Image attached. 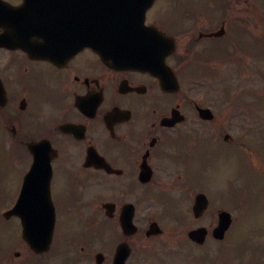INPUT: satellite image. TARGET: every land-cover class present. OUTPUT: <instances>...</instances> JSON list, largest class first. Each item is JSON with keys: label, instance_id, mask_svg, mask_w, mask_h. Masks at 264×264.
Wrapping results in <instances>:
<instances>
[{"label": "flooded vegetation", "instance_id": "flooded-vegetation-1", "mask_svg": "<svg viewBox=\"0 0 264 264\" xmlns=\"http://www.w3.org/2000/svg\"><path fill=\"white\" fill-rule=\"evenodd\" d=\"M34 1L28 18H54L52 39L66 36L74 55L55 63L0 47V264H41V256L27 253L21 219L10 215L25 193L31 201L47 196L54 206V239L45 255L50 264L57 256L62 264H114L117 255L119 263L125 256L124 264H210L231 236L239 205L232 195L217 204L211 193L215 155L205 149L221 144L217 123L245 118L239 102L232 114L221 76L231 71L233 58L263 49L264 0H156L146 23L157 32L147 37L154 44L139 46L141 67L108 65L82 45L87 0ZM218 80L221 110L200 88L202 81L215 87ZM201 108L212 109L213 118L202 119ZM177 187L179 197L191 201L185 212L140 211L141 203ZM200 193L208 203L196 215ZM233 203L235 211L227 207ZM128 205L135 206L136 229L125 233L121 216ZM222 211L232 222L220 241L214 230ZM154 222L162 232L148 236ZM199 228L206 229L202 243L189 238ZM184 232L191 248L170 252L166 242ZM261 253H228L214 263L261 264Z\"/></svg>", "mask_w": 264, "mask_h": 264}, {"label": "rangeland", "instance_id": "rangeland-1", "mask_svg": "<svg viewBox=\"0 0 264 264\" xmlns=\"http://www.w3.org/2000/svg\"><path fill=\"white\" fill-rule=\"evenodd\" d=\"M254 48H256V46ZM247 53L253 56L255 55V53L251 50H248ZM261 55H263L264 58V48ZM248 63L250 66L254 67L257 65L256 60H250ZM249 71L252 72H250V74L226 75V82L229 83L228 86L232 88V90L235 89L236 93L237 90L244 93L248 91L250 92V89H252L253 92L249 94L247 103L253 106L259 105L261 108L260 116H264V74L262 71L261 74L255 73L257 70ZM261 84L263 88L260 87ZM204 87L205 89L201 88L202 91L210 95H214L215 98L220 101V96L218 95V91L216 89H214V91L209 89V84H205ZM258 88H262V92L258 91ZM234 96L236 97V95ZM239 98H246V96L245 94H242ZM243 125L250 126L251 123H237L236 120H234L231 122H224L223 128L226 132L231 133L235 138H239L241 136V126ZM205 150V153L211 152L215 155L213 165L215 169L214 183L216 181L218 185H224V183L226 184V188H223L224 190L217 186L215 187V185L213 186L211 193L213 195H217V204H219V202L223 203L225 196L221 193L227 192L228 190L233 194L232 197L237 198V203L239 205V211H235L232 207L226 205L229 209L235 211L233 216L236 217L237 221V226H235L231 232V240L228 245L229 250L227 253H229L230 256H236V253H241L245 248L253 246L254 248H258L264 256V241L262 240L257 242L258 237L261 238V235L264 236V173L258 171L255 156L252 152L239 146L226 148L224 145H215L210 146ZM260 154L264 159V151ZM181 189V187H178L175 192L179 193ZM165 198L168 205L164 208L166 211L185 212L191 202L187 194L180 197L178 195L172 196L171 194L161 197V199ZM162 204L155 203L154 201L144 204L141 203L140 211L143 212L159 209V207H163ZM250 204H252V206ZM243 211L247 212L243 213ZM181 236L182 238L180 240ZM14 237H17V235H14ZM183 238H185V235L183 234L174 238V241L180 240L177 242L179 243V248H181V242H187L186 240H183ZM177 243L172 242L170 248H168L170 250H177ZM160 244L162 245V242H158L156 244L152 243L153 246L155 245L157 247ZM27 253H30L29 250H27ZM216 253L220 252L217 251ZM216 255L217 254H213L212 258L214 257L215 259ZM45 258L46 259L43 260L41 259V264H50L49 256H46ZM38 259L40 260V258ZM61 261L62 258L58 257L53 264H60ZM261 264H264V261H262Z\"/></svg>", "mask_w": 264, "mask_h": 264}, {"label": "water", "instance_id": "water-1", "mask_svg": "<svg viewBox=\"0 0 264 264\" xmlns=\"http://www.w3.org/2000/svg\"><path fill=\"white\" fill-rule=\"evenodd\" d=\"M130 2L124 0H88V39H84V43L99 52H107L106 49H111L112 45L115 46L116 41L111 37L119 34L118 30H123L124 28L122 26L117 27L112 21L117 22L119 18H126L125 15L118 17L117 14L119 13V8L126 11ZM25 8H12L0 0V29L3 28L5 31L0 36V45L22 46L32 53V49L28 47L29 43L25 36L36 34L34 31H36L37 26L25 16L22 10ZM140 21L142 22L143 18ZM115 39L118 40L116 36ZM53 40H49L48 42L55 44L56 42ZM119 43L121 45L127 44L123 39L119 40ZM44 50L43 52H48L47 47ZM120 50L124 51L125 49L121 47ZM110 59L112 58L110 57ZM201 200L202 198H198V203ZM23 222L26 241L36 251L42 252L47 250L51 240L54 217L51 215L44 217L28 216L24 218ZM224 229L221 226L218 231L222 233ZM195 234L198 237L202 236L201 231H196ZM198 239L201 241V238Z\"/></svg>", "mask_w": 264, "mask_h": 264}]
</instances>
